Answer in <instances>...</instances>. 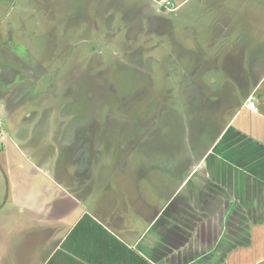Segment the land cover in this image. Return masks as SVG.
Listing matches in <instances>:
<instances>
[{"label": "rangeland", "instance_id": "374dc122", "mask_svg": "<svg viewBox=\"0 0 264 264\" xmlns=\"http://www.w3.org/2000/svg\"><path fill=\"white\" fill-rule=\"evenodd\" d=\"M201 1L0 0L1 238L32 221L20 205L49 203L45 178L76 189L93 170H122L149 175L141 189L153 192L160 166L188 178L196 163L191 181H205L202 161L253 154L237 157L252 143L235 128L242 105L264 113V0ZM242 209L229 216L225 264H264V214Z\"/></svg>", "mask_w": 264, "mask_h": 264}, {"label": "crops", "instance_id": "0c3cea01", "mask_svg": "<svg viewBox=\"0 0 264 264\" xmlns=\"http://www.w3.org/2000/svg\"><path fill=\"white\" fill-rule=\"evenodd\" d=\"M147 2L150 6L159 4L163 10L173 7L165 11H175L190 0ZM201 2L214 11L224 3L223 0ZM223 25L226 35L227 26ZM219 63L227 65L222 60ZM231 68L237 69L235 61L227 66V70ZM254 111L242 105L235 128L237 137L252 143L251 148L237 143V157L245 151L253 154L237 163L225 158L212 159L215 165L202 161L199 167L206 171L205 181H191L198 170L196 163L188 178L176 175L175 163L170 167L172 176L159 165L161 173L152 176L157 188L153 192L141 189L148 188L149 175L142 174L134 182L122 170H118L121 175L114 171L108 177L93 170V174L90 172L81 178L82 184L78 182L76 189L45 178L54 189L50 191L51 196L47 195L49 203L41 202L42 197L29 207H18L32 221L18 219L11 223L9 240L0 234V264L227 263L229 216L244 213L243 207L264 214V113ZM244 128L248 133L241 135ZM100 163L93 161V166ZM198 216L203 218L198 221ZM217 247L222 249L220 254L226 250L220 261Z\"/></svg>", "mask_w": 264, "mask_h": 264}, {"label": "built area", "instance_id": "2783aa9c", "mask_svg": "<svg viewBox=\"0 0 264 264\" xmlns=\"http://www.w3.org/2000/svg\"><path fill=\"white\" fill-rule=\"evenodd\" d=\"M248 107L251 108V109H253V110H256V107L254 106V103L253 102H250L248 104Z\"/></svg>", "mask_w": 264, "mask_h": 264}]
</instances>
